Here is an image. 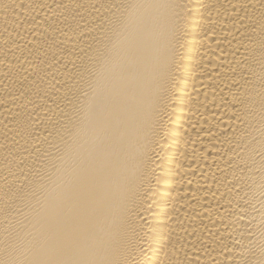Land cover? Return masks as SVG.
<instances>
[{"label": "bare ground", "instance_id": "1", "mask_svg": "<svg viewBox=\"0 0 264 264\" xmlns=\"http://www.w3.org/2000/svg\"><path fill=\"white\" fill-rule=\"evenodd\" d=\"M0 264H264V0H0Z\"/></svg>", "mask_w": 264, "mask_h": 264}]
</instances>
